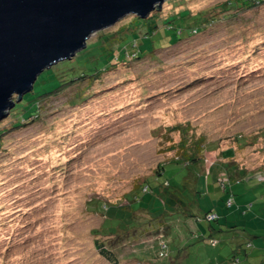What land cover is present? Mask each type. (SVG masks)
I'll return each mask as SVG.
<instances>
[{
    "label": "rangeland",
    "instance_id": "rangeland-1",
    "mask_svg": "<svg viewBox=\"0 0 264 264\" xmlns=\"http://www.w3.org/2000/svg\"><path fill=\"white\" fill-rule=\"evenodd\" d=\"M229 1L236 0H166L146 19L155 33L138 38L142 54L157 49L151 57L129 53L92 83L84 103H69L72 87L38 100L37 117L22 119L21 99L0 120V131L9 130L0 143V264H111L94 243L112 236L101 235L104 223L138 228L177 199L197 216L189 217L193 234L183 227L175 240L187 247L178 264H229L241 244L250 257L239 255L237 264H262L264 3L228 8ZM205 13L215 17L207 30L172 45L186 36L189 18ZM93 57L94 49L73 57L69 73L87 70ZM198 143L202 159L184 164ZM210 227L227 233L215 231L210 241ZM137 243L124 252L144 255ZM144 257L121 264H152Z\"/></svg>",
    "mask_w": 264,
    "mask_h": 264
},
{
    "label": "trees",
    "instance_id": "trees-1",
    "mask_svg": "<svg viewBox=\"0 0 264 264\" xmlns=\"http://www.w3.org/2000/svg\"><path fill=\"white\" fill-rule=\"evenodd\" d=\"M255 4L260 5L264 3V0H236V1H229L227 3V7L231 8L235 4ZM228 11L229 9H225ZM188 14V13H187ZM185 14V15H187ZM212 13H205L198 17H193L189 19H193L191 23H186V29L187 34L184 37H180L177 42H175L172 45L177 44L180 41L188 40L192 37H194L196 34L201 33L202 31L207 30L208 26L214 23V16L211 17ZM184 15V16H185ZM136 16V15H135ZM183 15H178L176 18H182ZM151 16H148L145 19H142L138 16H136L131 24L126 26L123 29H119L116 32L113 33H106L102 34L98 40L91 43V48L89 43L87 44V47L83 49L79 54L76 56L83 55L85 52L90 51L94 49L95 57H93L94 63L92 66L88 67L87 70H83L81 72H74L69 73L70 64L72 63L73 58L65 60L63 62L58 63L57 65L52 66L51 68L45 70L42 75L40 76V82H41V93L37 94L35 85L33 86V89L30 91L31 93L28 95H24L22 98V105L20 106V110H22V113H26L25 115L22 113H19L22 115V119L30 120L34 116H39V105L38 100H46L53 96L59 95L63 93L64 91L71 89L72 87L75 89L73 92V96L70 99L69 103L75 104L77 102L84 103L89 98L86 95V92L91 88L92 83L98 78L101 77V75L115 67V65L120 64L121 62H126L128 58L130 57V54H132V58L142 59L145 56H152L155 53L156 48H153L151 51L142 54V51H138V38L150 36L151 34L155 33L154 29H150L146 25V19L150 18ZM186 20V19H185ZM144 26L145 28L141 29L140 27ZM184 31L183 28H178L179 34H181ZM171 46V45H170ZM167 47V46H166ZM165 49V47L161 48ZM259 50V49H258ZM257 51H254L250 56L255 55ZM74 56V57H76ZM249 56V57H250ZM240 63V62H239ZM255 67L254 70L251 72H257L258 69ZM73 69V68H72ZM74 70V69H73ZM103 72V73H102ZM242 77H245L247 73H243ZM241 78V77H240ZM49 84V85H48ZM48 87V88H47ZM25 104H23V102ZM19 102H16L13 109H17ZM12 109V110H13ZM11 110V111H12ZM11 111L8 116H10ZM17 114V115H19ZM28 124V123H27ZM23 124L18 121L15 123L12 128H19ZM7 130V129H6ZM9 130L7 131H0V143L1 139H3V135L5 133L7 134ZM242 137V136H241ZM203 141V139H202ZM201 143H198L199 147L196 151L188 155L186 160L182 158L184 164H192L194 162L200 161L198 152L201 153ZM1 145V144H0ZM205 146V145H204ZM207 152L208 149H205ZM185 153V152H184ZM206 156V154H205ZM207 157V156H206ZM179 160V159H177ZM217 160V159H215ZM165 169V166L161 167L158 171V175H160L163 170ZM259 179H263L264 175L261 177H258ZM168 185V184H167ZM146 189L144 192L149 191V187L146 186ZM182 204V201L180 199H177L174 204L171 205V210H167L166 213H159L158 215H155L150 218L149 221L145 222H138L140 225H137L138 228H127L122 229L121 231L117 230H109L108 228L104 226L102 228V234L101 235H112L110 238L106 240H100L95 239L94 243L98 250V253L109 263L111 264H121V259L125 260H135L138 262H142L145 259L144 256L151 258L148 262L152 264H178L175 259L181 260V257L187 256V253L185 252V248L176 247L175 240L178 238L183 237V232L185 231L183 227L186 228V233L188 232L190 235L193 234V230L191 227H189V217H196L195 220H197V216L189 213L187 211V208H185V205ZM123 205H121L122 207ZM126 206V205H124ZM183 208L182 211L181 209ZM210 214L209 212L205 214V218L208 217ZM215 221H217V217L213 218ZM157 223H154V221ZM211 220V219H210ZM152 222V223H151ZM236 226V225H235ZM237 227V226H236ZM211 234H210V241L213 239V232L218 231L222 233H227V231L223 229H215L210 227ZM105 230V231H104ZM100 234V233H99ZM142 238V240H140ZM186 238V237H185ZM184 238V239H185ZM137 241L138 248L139 247H148L147 244L152 246V248H149V250L144 251L143 248L141 252L144 255H140L141 257L136 256L135 251L131 254V252L125 253L124 251L127 250V244H129L130 241ZM198 240H201V237L198 238ZM164 242L163 251L158 246L159 242ZM137 244L133 245L136 246ZM145 244V245H144ZM242 245V246H241ZM237 248H235L233 251V256L229 264H237L239 260L237 259L239 255L246 256L247 259L250 257L249 253L246 249V247L241 244ZM124 246V247H123ZM137 248V247H136ZM135 250V249H134ZM154 250V252L152 251ZM183 253L184 255H182ZM169 259V260H168ZM174 259V260H173ZM154 260V261H152ZM264 263V260H262V264Z\"/></svg>",
    "mask_w": 264,
    "mask_h": 264
},
{
    "label": "water",
    "instance_id": "water-1",
    "mask_svg": "<svg viewBox=\"0 0 264 264\" xmlns=\"http://www.w3.org/2000/svg\"><path fill=\"white\" fill-rule=\"evenodd\" d=\"M165 1L0 0V120L41 73L85 49L92 34L127 15L145 19Z\"/></svg>",
    "mask_w": 264,
    "mask_h": 264
},
{
    "label": "built area",
    "instance_id": "built-area-1",
    "mask_svg": "<svg viewBox=\"0 0 264 264\" xmlns=\"http://www.w3.org/2000/svg\"><path fill=\"white\" fill-rule=\"evenodd\" d=\"M208 218L209 219H213V218H215V216L214 215H209Z\"/></svg>",
    "mask_w": 264,
    "mask_h": 264
},
{
    "label": "crops",
    "instance_id": "crops-1",
    "mask_svg": "<svg viewBox=\"0 0 264 264\" xmlns=\"http://www.w3.org/2000/svg\"><path fill=\"white\" fill-rule=\"evenodd\" d=\"M214 233V232H213Z\"/></svg>",
    "mask_w": 264,
    "mask_h": 264
}]
</instances>
